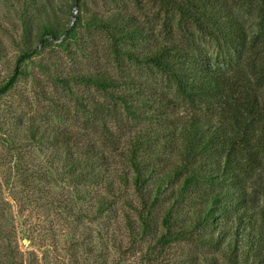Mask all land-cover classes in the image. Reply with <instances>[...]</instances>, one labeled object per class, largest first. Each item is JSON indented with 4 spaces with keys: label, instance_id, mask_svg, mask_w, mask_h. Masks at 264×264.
Instances as JSON below:
<instances>
[{
    "label": "trees",
    "instance_id": "trees-1",
    "mask_svg": "<svg viewBox=\"0 0 264 264\" xmlns=\"http://www.w3.org/2000/svg\"><path fill=\"white\" fill-rule=\"evenodd\" d=\"M147 1L155 12L149 21L127 6L100 14L84 0L72 1L76 15L69 26L35 27L32 17L24 19V47L0 96L30 75L26 62L35 46L45 45L46 37L75 36L78 27L103 35V58L117 70L106 63L84 71L55 64V79L66 92L74 95L76 82L100 93L101 99L76 95L84 125L16 121L7 137L36 145L51 170L94 211H108L116 190L129 186L137 234L161 248L197 244L221 258L186 254L176 263L264 264V0ZM161 28L170 38L159 36ZM203 40L214 44L216 55ZM132 64L157 70L173 91L136 76ZM110 118L112 124L131 123L130 131L115 135ZM87 123L100 126L101 137ZM111 143L127 169L112 172L103 148Z\"/></svg>",
    "mask_w": 264,
    "mask_h": 264
},
{
    "label": "rangeland",
    "instance_id": "rangeland-1",
    "mask_svg": "<svg viewBox=\"0 0 264 264\" xmlns=\"http://www.w3.org/2000/svg\"><path fill=\"white\" fill-rule=\"evenodd\" d=\"M72 1L0 0V85L11 75L24 47L22 21L32 17L35 27L46 22L69 26L76 15V7L70 6ZM84 1L100 14L127 6L142 20L155 16L147 0H142L145 6L140 8L132 0ZM245 20L248 26L254 24L251 15L247 14ZM158 34L170 38L162 28ZM46 39L45 45L35 46L32 59L26 62L30 75L19 78L9 92L0 96V263L14 259L18 264H180L176 261L186 254H215L220 258L204 246L179 241L161 248L147 234H137L139 223L127 203L136 200L129 186L116 190L117 198L108 211H94V204L77 199L72 185L51 170L36 145L27 144L20 136L7 137L17 127L16 121H55L73 128L84 125L85 116L75 98L85 94L101 99L100 93L76 82H71L74 95L66 92L55 79L60 70L57 65H64L66 71H84L106 63L117 70L110 58L109 63L103 58L105 39L99 32L78 27L75 36ZM200 42L215 54L213 43ZM130 70L159 88L173 91L170 82L155 69L132 64ZM110 122L111 118L108 124L115 135L129 132L132 126L124 121ZM95 124L87 123L88 130L101 137L100 126L96 128ZM116 146L121 148L123 142ZM116 146L111 143L103 147L110 156L113 173L127 169L120 152H114Z\"/></svg>",
    "mask_w": 264,
    "mask_h": 264
}]
</instances>
